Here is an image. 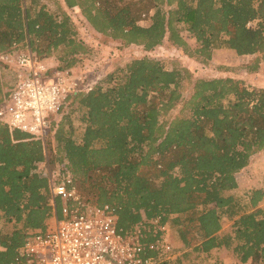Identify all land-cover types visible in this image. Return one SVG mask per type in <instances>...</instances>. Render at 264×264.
Wrapping results in <instances>:
<instances>
[{
	"label": "trees",
	"instance_id": "16d2710c",
	"mask_svg": "<svg viewBox=\"0 0 264 264\" xmlns=\"http://www.w3.org/2000/svg\"><path fill=\"white\" fill-rule=\"evenodd\" d=\"M75 10L94 39L121 48L151 52L168 39L205 66L229 49L257 56L249 74L264 59V0H0V54L26 41L39 60L55 57V70L78 68L85 83L95 78L94 46L79 38ZM112 62L117 67L101 84L67 98L45 140L0 120V264L12 262L31 233L45 231L61 206L47 165L57 168L58 183L67 168L78 193L114 208L127 232L140 227L143 243L159 245L171 229L177 246L169 253L177 257L150 252L158 264H204L199 258L215 250L264 264V189L241 194L237 180L264 153V88L231 76L195 77L181 62L172 69L150 57ZM6 71L0 62V110ZM184 83L192 86L188 98ZM178 104L186 115L161 121ZM224 220L232 222L228 232Z\"/></svg>",
	"mask_w": 264,
	"mask_h": 264
},
{
	"label": "built area",
	"instance_id": "2783aa9c",
	"mask_svg": "<svg viewBox=\"0 0 264 264\" xmlns=\"http://www.w3.org/2000/svg\"><path fill=\"white\" fill-rule=\"evenodd\" d=\"M0 62L13 72L0 120L11 131L34 140L46 139L69 96L92 89L73 71L55 70L47 60H39L29 42L0 54ZM53 178L52 196L61 206L54 210L46 230L31 233L9 264H158L159 255L150 252L166 255L171 251L164 240L159 245L143 243L140 227L131 232L120 227L110 205L88 202L78 193L67 168L61 182Z\"/></svg>",
	"mask_w": 264,
	"mask_h": 264
},
{
	"label": "rangeland",
	"instance_id": "374dc122",
	"mask_svg": "<svg viewBox=\"0 0 264 264\" xmlns=\"http://www.w3.org/2000/svg\"><path fill=\"white\" fill-rule=\"evenodd\" d=\"M129 1V0H128ZM48 6H53V2H48ZM74 19L78 25L79 38L83 41H92L94 46V53L89 57L92 62H89V69L91 66H98L99 74L95 76L93 79H89L86 81L84 85H87L89 88H93L97 84H101L104 77L112 72L117 64L113 63L114 59H120L118 64L122 66L129 62L132 59L150 57L156 60L163 62L169 69H172L176 62H181L182 66L189 69L195 77H203V78H218V77H226L231 76L236 79L243 80L249 88H264V59L260 62V68L253 74H249L245 68L251 66L255 63L257 56H238L236 52L229 49L217 50L214 52L212 60L205 66L202 63L191 60L187 55L183 54V51L175 46H172L168 39H166L162 46L157 49L146 52L142 47L138 46H130L127 48H121L117 43H107L104 37H100L102 41H98L94 39L93 36L97 37L94 31L90 28V26L85 22L84 18L79 15L78 10L72 11ZM142 26H149L151 24L150 16L143 15L142 21L140 22ZM249 26L254 27V24H250ZM106 40V41H104ZM187 42L193 48L196 47V42L187 35ZM104 50L99 53L96 50H101L98 48H103ZM121 49V50H120ZM56 59V58H55ZM50 60L49 65L57 64L56 60ZM108 66V67H107ZM106 67V68H105ZM222 68V69H221ZM227 68V69H223ZM92 69V68H91ZM73 73L76 76H80L82 70L73 69ZM192 92V86L190 87L187 83H184L183 95L184 98H188ZM178 115H186L182 111V104H178L174 110L170 112L167 117H163L161 121L171 120L172 118ZM73 123L76 127L77 131L81 129L80 127V115H73ZM50 172L55 173L56 169L53 166H48ZM238 184H239V192L241 194H245L249 190L255 188H263L264 189V153L261 155L254 157L249 168L244 170L238 175ZM261 207H264V200L260 203ZM51 223V222H50ZM232 222L224 220L223 222V230L228 232L231 230ZM166 238L164 241L173 249V246H177L176 243V235L175 233L167 228ZM164 230V228H162ZM170 252V251H169ZM164 256V255H163ZM212 258H218L224 264H241L237 259L232 257L226 250H215L211 254ZM177 257L176 255L171 256L170 253L167 254L165 259H174ZM201 261L205 264L209 263L206 259L212 261L206 256H201ZM198 259V260H199ZM162 260V261H163ZM175 260V259H174ZM187 261L185 264H188ZM251 264V263H247Z\"/></svg>",
	"mask_w": 264,
	"mask_h": 264
},
{
	"label": "crops",
	"instance_id": "0c3cea01",
	"mask_svg": "<svg viewBox=\"0 0 264 264\" xmlns=\"http://www.w3.org/2000/svg\"><path fill=\"white\" fill-rule=\"evenodd\" d=\"M25 43H27L26 41H24L23 43H20L19 45H21V44H25ZM54 60L55 59V57H52V58H49V59H47V61H48V63L50 62V60ZM51 66H53V67H56V64H53V65H51ZM75 69H77V68H75ZM12 71H10V70H7L6 71V79H5V82L7 83L9 80H10V78H11V76H12ZM12 80V79H11ZM11 80L9 81V82H11Z\"/></svg>",
	"mask_w": 264,
	"mask_h": 264
}]
</instances>
